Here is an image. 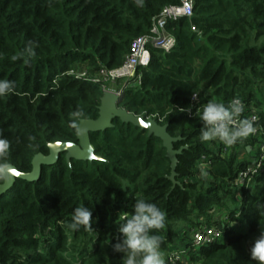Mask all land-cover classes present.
Here are the masks:
<instances>
[{
  "label": "trees",
  "instance_id": "1",
  "mask_svg": "<svg viewBox=\"0 0 264 264\" xmlns=\"http://www.w3.org/2000/svg\"><path fill=\"white\" fill-rule=\"evenodd\" d=\"M178 3L0 0V79L16 86L14 94L0 97V132L11 142L0 159V185L7 166L30 173L33 158L47 155L48 144H77V130L70 127L74 112L83 113L78 125L98 118L102 89L68 72L121 66L133 41L149 35L162 10ZM165 31L173 48L149 47L150 64L137 69L140 83L123 93L118 108L167 125L168 134L181 139L173 144L175 151L183 148L175 184L161 140L114 119L111 128L89 134L103 161L68 164L61 153L54 165L41 167L38 180L16 179L0 195V264H122L112 245L121 217L140 198L167 214L166 227L155 232L164 258L171 249L189 248L193 229L214 226L224 232L222 239L192 250V264H256L250 248L264 232V176L240 195L229 186L255 160L245 150L255 140L236 143L242 156H214L226 145L201 142L200 112L190 117L180 109L190 107L193 115L206 102L227 105L233 98L264 109V0H193L192 18L169 21ZM29 41L38 44L35 55L29 62L14 60ZM202 156L213 163L206 177L196 179ZM80 205L92 210L97 235L68 227Z\"/></svg>",
  "mask_w": 264,
  "mask_h": 264
},
{
  "label": "clouds",
  "instance_id": "2",
  "mask_svg": "<svg viewBox=\"0 0 264 264\" xmlns=\"http://www.w3.org/2000/svg\"><path fill=\"white\" fill-rule=\"evenodd\" d=\"M138 6H143V0H136ZM38 47L35 41H29L20 56H14L13 59L27 58L29 62L35 55L34 48ZM15 82L8 79H0V97H5L15 93ZM181 112L189 113L191 108H182ZM245 111V105L239 98H233L227 105L220 102H206L202 105L199 118L202 122L199 138L201 142L216 141L226 146H233L241 139L255 135L257 126H255L256 116L251 119L242 118ZM83 113L76 111L70 122V127L78 129V118ZM11 147V142L4 138L0 132V159L6 158ZM207 165L201 163L200 175H208ZM264 208V204L260 205ZM131 214L125 213L122 217V223L118 226V237L112 245V250L121 254L122 264H166L161 250L163 241L156 231L166 227L167 214L157 206V204L147 201L144 198L137 199L133 206ZM92 210L84 205L77 206L71 214V221L68 227L73 231L83 229L89 233H95L92 224ZM232 226L234 222H231ZM96 234V233H95ZM97 235V234H96ZM250 259L256 264H264V232L253 240L250 248Z\"/></svg>",
  "mask_w": 264,
  "mask_h": 264
},
{
  "label": "built area",
  "instance_id": "3",
  "mask_svg": "<svg viewBox=\"0 0 264 264\" xmlns=\"http://www.w3.org/2000/svg\"><path fill=\"white\" fill-rule=\"evenodd\" d=\"M192 16L193 0H179L177 5L168 6L162 10L160 16L153 22L149 35H144L133 41L130 53L126 56L121 66L115 69L100 68L95 73H91L86 67H84L77 70H71L68 72V75L79 79H85L92 84L99 86L103 93L111 92L121 97L127 89L136 88L139 85L140 75L137 74V69L146 68L150 64L151 58L149 47L163 50L165 52H169L173 48L175 41L166 33V24L169 21L175 22L181 18L191 19ZM192 31H195V29L192 28ZM108 85L115 86V89L117 90L108 89ZM239 99L245 105V111L242 118L251 119L252 116H256L257 120L254 123L258 130L255 135L244 138L255 140L253 147L247 146L250 149L249 153H253L255 160L229 183L230 188L234 189L238 195L241 194L243 189L248 190L251 188L255 177L258 175L264 176V123H262L260 115L261 113L264 114V109H259L252 104L247 105L241 98ZM191 100L192 104L197 105L199 103L197 95H193ZM200 109L201 108H197L193 115H191V109L187 114L190 117L198 115ZM247 147H245V150ZM223 151L219 154L214 150V156H226L232 151L243 152L241 147H237L236 144L230 147L225 146ZM201 163L206 164L208 166L206 170H209L213 162L210 157L202 156L197 162L198 172L196 179H200L201 177ZM238 215L239 213L237 216ZM230 227L235 228L236 230L239 229L238 223H234L233 226L231 224ZM223 235L224 232L214 226H201L200 228L193 229L190 233L191 245L187 251L182 250V248L169 250L165 258L166 264L191 263L188 255L192 250L203 246L213 245L220 241Z\"/></svg>",
  "mask_w": 264,
  "mask_h": 264
},
{
  "label": "water",
  "instance_id": "4",
  "mask_svg": "<svg viewBox=\"0 0 264 264\" xmlns=\"http://www.w3.org/2000/svg\"><path fill=\"white\" fill-rule=\"evenodd\" d=\"M121 97L111 92H104L98 107V118L96 120H81L78 125L77 144L56 142L48 144V154H38L32 160V170L30 173H20L15 167L7 166L2 172L3 183L0 185V195L9 190L16 179L25 182H34L39 179L42 166L54 165L60 154H65L66 162L71 160L92 162L103 161L94 153V147L90 142L89 134L104 131L112 127V120L119 119L122 123L131 124L141 130L147 131L148 135L161 140L166 157L171 163V177L175 184V169L177 165V155L182 153V149L175 151L173 144L180 141V138H172L167 132V125L161 126L155 120H146L137 117L125 109L118 108ZM249 148L246 151L249 153Z\"/></svg>",
  "mask_w": 264,
  "mask_h": 264
},
{
  "label": "rangeland",
  "instance_id": "5",
  "mask_svg": "<svg viewBox=\"0 0 264 264\" xmlns=\"http://www.w3.org/2000/svg\"><path fill=\"white\" fill-rule=\"evenodd\" d=\"M108 89H110V90H114L116 87L115 86H113V85H108V87H107ZM240 151V150H239ZM223 152H225V151H223ZM239 154H240V156H242L243 155V152H239ZM232 189V188H231ZM187 249H188V247L187 246H182V250H184V251H187Z\"/></svg>",
  "mask_w": 264,
  "mask_h": 264
},
{
  "label": "crops",
  "instance_id": "6",
  "mask_svg": "<svg viewBox=\"0 0 264 264\" xmlns=\"http://www.w3.org/2000/svg\"><path fill=\"white\" fill-rule=\"evenodd\" d=\"M187 264H191V263H187Z\"/></svg>",
  "mask_w": 264,
  "mask_h": 264
}]
</instances>
